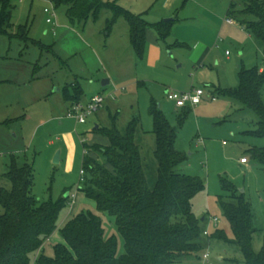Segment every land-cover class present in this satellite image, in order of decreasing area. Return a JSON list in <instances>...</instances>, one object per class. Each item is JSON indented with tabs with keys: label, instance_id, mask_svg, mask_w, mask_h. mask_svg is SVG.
<instances>
[{
	"label": "rangeland",
	"instance_id": "obj_1",
	"mask_svg": "<svg viewBox=\"0 0 264 264\" xmlns=\"http://www.w3.org/2000/svg\"><path fill=\"white\" fill-rule=\"evenodd\" d=\"M101 1L114 3L148 23L175 19L169 37L152 42L150 33L155 36V32L150 28L144 53L138 58L129 43L128 24L123 17H117L111 30H107L106 20L112 16L107 9L101 10L96 21L89 19L82 25L70 23L65 7L55 9L50 0H12L11 22L14 27L27 26L28 40L0 35V188H11L5 172L10 154L18 155L33 169L32 194L36 199H56L63 192L75 194L60 212L57 229L44 242L45 254L51 255L52 246L64 242L59 229L82 210L100 216L106 235L116 236L117 254H122L123 239L114 217L96 211L93 200L77 190L82 145L108 143L98 129L94 130L95 125L104 129L115 127L123 133L136 118L134 140L140 149L147 185L153 187L157 178L156 138L149 115L153 100L176 129V147L189 157L187 163L191 165L178 166L177 171L198 175L205 184V189L191 201L196 218H204L200 223L203 251H208L214 263L244 264L235 244L209 236L216 229H224L232 239L219 205L220 197L230 201L221 184L226 179L251 205L256 229L252 249L261 250L264 167L249 159L248 150L264 146V138L250 133L258 121L255 112L221 90L238 86L239 66L264 68L263 44L250 38L237 22L235 26L221 28L230 2L239 8V0ZM45 8L55 16L45 13ZM47 18H51L53 26L46 22ZM194 40L208 43L209 48L212 45L213 52L203 60L202 67L192 62L197 55L188 57ZM104 79L109 83L102 86ZM76 84L81 88L82 104L95 95L104 98L102 106L84 124L66 117L64 90L68 87L72 93L71 86ZM191 85L203 89L205 102L184 114L169 95L186 92ZM262 95L264 98V92ZM57 152L59 161L54 163ZM244 156L249 160L248 166L238 163ZM214 217L216 224L212 221ZM203 251L198 258L194 254L183 258L180 264H200Z\"/></svg>",
	"mask_w": 264,
	"mask_h": 264
},
{
	"label": "trees",
	"instance_id": "obj_2",
	"mask_svg": "<svg viewBox=\"0 0 264 264\" xmlns=\"http://www.w3.org/2000/svg\"><path fill=\"white\" fill-rule=\"evenodd\" d=\"M50 1L55 9L65 7L70 23L84 25L89 19L96 21L101 10L107 9L112 15L106 20L110 31L117 17H123L128 24L129 43L138 58L145 50L147 29H153L157 41H165L175 20L148 23L114 3L101 0ZM238 5L239 8L231 1L226 17L260 41L264 53V0H239ZM13 9L12 0H0V35L28 40L27 26L14 27L11 22ZM237 76L238 86L222 89L221 93L255 112L258 121L250 133L264 138V69L242 65ZM71 88L72 93L65 87L64 100L71 104L79 102L80 86L76 84ZM180 109L187 114L190 108ZM149 115L156 138L157 161V178L151 188L134 140L136 118L123 133L115 127L94 128L108 139L106 145L96 142L82 145L84 173L77 190L93 200L96 211L114 217L124 252L117 254V238L106 235L100 216L94 211L82 210L59 229L64 242L54 244L51 255L45 254L43 244L57 229L60 212L70 204L71 195L63 192L56 199H36L32 194L31 165L11 153L5 172L11 188H0L3 209L0 213V264H180L190 255L198 258L203 251L200 223L204 219L196 218L191 201L205 189V184L198 175L177 171L178 166L188 164L189 157L176 147V129L153 100ZM248 154L249 159L264 167V146H252ZM221 184L230 201L220 197L219 205L229 223L232 239L224 229H216L209 237L235 244L244 264H264V244L259 252L252 249L251 239L256 229L250 203L231 182L222 179Z\"/></svg>",
	"mask_w": 264,
	"mask_h": 264
},
{
	"label": "built area",
	"instance_id": "obj_3",
	"mask_svg": "<svg viewBox=\"0 0 264 264\" xmlns=\"http://www.w3.org/2000/svg\"><path fill=\"white\" fill-rule=\"evenodd\" d=\"M44 12L48 14L50 13V11L46 8L44 9ZM50 15L52 17L55 16L53 12L50 13ZM225 21L230 24H235V21L229 17H227ZM46 22L48 24H51L52 26L54 24L51 18H47ZM203 95H204V91L202 88L192 87L186 92H181L180 94L174 96L169 95V97L175 99L176 108H182L186 106H191V107L196 106L204 102ZM210 99L214 101L215 97H211ZM103 102H104V98L101 95H95L85 104H82L81 102L72 103L67 108L66 117L75 119V121L78 124H84L86 123V118L92 113L96 112L102 106ZM239 162L241 164H247L248 160L246 157H241L239 159ZM83 173L84 172L81 169L79 172V182L83 180ZM71 197L74 198L75 194H72ZM212 221L216 224L217 218L214 217ZM203 234L208 235V231H204ZM200 261L201 264H213V262L209 258L208 251H204L202 253Z\"/></svg>",
	"mask_w": 264,
	"mask_h": 264
},
{
	"label": "crops",
	"instance_id": "obj_4",
	"mask_svg": "<svg viewBox=\"0 0 264 264\" xmlns=\"http://www.w3.org/2000/svg\"><path fill=\"white\" fill-rule=\"evenodd\" d=\"M235 21V20H234ZM224 25H228V26H235L236 25V21H235V24H230V23H227L226 21H225V19L222 21V24H221V28L224 26ZM220 28V29H221ZM240 29L241 30H243V31H245L246 33H247V35L251 38V37H253L250 33H248L244 28H242V27H240ZM149 29H147V31H146V35L148 34L149 35ZM150 35H151V40H152V42H153V39L154 40H156L157 41V39H156V34H155V36H154V34H151L150 33ZM212 40V39H211ZM194 42H195V44L193 45V47H192V49H191V53H190V55L188 56L190 59L191 58H193L192 56L193 55H197V57H194V59L192 60V62L193 63H197V64H199L198 66H203V60L205 59V58H208L209 56H210V54L213 52V50H212V45H211V47L209 48L206 44H208V43H205V42H203V41H200V40H194ZM211 43V42H210ZM154 45H155V47H156V43H153ZM216 45V44H215ZM156 50H155V52L156 53H158V48H155ZM239 68H240V66H239ZM264 68L263 67H260V70H263ZM192 87H194L193 85H191V87H190V89L192 88ZM208 87H209V85H208ZM215 100H216V98H215ZM214 100V101H215ZM65 102H67V104H68V106L71 104V102H69V101H65ZM204 102H205V99H204ZM203 103V102H202ZM199 105V104H198ZM197 106V105H196ZM196 106H188L190 109H192L193 107H196ZM98 127H99V125H98ZM57 140H59V138H57ZM50 143V145L51 144H53V142L52 141H50L49 142ZM107 143L105 142V143H103L102 145H106ZM190 154H192V153H190ZM58 161H59V158H58ZM240 165H242V166H248V163H249V160H248V163L247 164H241L240 162H238ZM189 165H191V164H187L186 166H189ZM82 193V192H81ZM83 194V193H82ZM201 219H204L203 217L201 218Z\"/></svg>",
	"mask_w": 264,
	"mask_h": 264
},
{
	"label": "water",
	"instance_id": "obj_5",
	"mask_svg": "<svg viewBox=\"0 0 264 264\" xmlns=\"http://www.w3.org/2000/svg\"><path fill=\"white\" fill-rule=\"evenodd\" d=\"M173 18H166V19H164V21H170V20H172ZM109 83V80H107V79H104V80H102V82H101V85L102 86H105V85H107ZM98 127V125H95L94 126V128H97ZM58 158H59V152H57L56 154H55V156H54V158H53V162L54 163H57L58 162Z\"/></svg>",
	"mask_w": 264,
	"mask_h": 264
}]
</instances>
